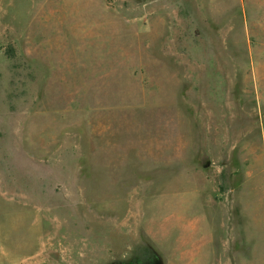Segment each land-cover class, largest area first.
I'll return each mask as SVG.
<instances>
[{
    "label": "rangeland",
    "instance_id": "1",
    "mask_svg": "<svg viewBox=\"0 0 264 264\" xmlns=\"http://www.w3.org/2000/svg\"><path fill=\"white\" fill-rule=\"evenodd\" d=\"M237 106L264 111V0H0V264H264Z\"/></svg>",
    "mask_w": 264,
    "mask_h": 264
},
{
    "label": "crops",
    "instance_id": "2",
    "mask_svg": "<svg viewBox=\"0 0 264 264\" xmlns=\"http://www.w3.org/2000/svg\"><path fill=\"white\" fill-rule=\"evenodd\" d=\"M224 119L230 120V125H227L225 129H227L228 136L230 137L229 143L233 146L229 153L223 155V159H230L234 154L236 143L239 142L236 139L238 136L247 138L254 131H257L258 134L262 136V139L264 141V111L262 107L237 106V111H233L232 113H230V117L227 115L224 117ZM222 128L224 127L219 126L217 129L221 130ZM247 142L250 143V141ZM248 154L250 155L251 159H259L264 156V150L262 151V155L261 153L253 155L251 150L248 152ZM244 181L245 182L243 185L239 184L235 187L230 185L228 191L222 192L220 190L218 192L220 198H224V200L228 202V205H226L224 204L225 202H223V200H219L220 202L218 203V205H215V207L219 208L217 215H220V219L222 218L225 221V218L230 217L234 221H237V219L239 218V220L242 221L243 217L246 221L247 217H252L253 211H248V206L249 204H251V202H249L251 200V192H257L259 190V186L257 187V189H253L251 180L247 181V179H245ZM263 182L264 181L262 180V183ZM249 194L250 200L248 197ZM257 196L259 197L260 195ZM260 211L258 212V215L261 216L262 214L261 217H263L264 214L262 211Z\"/></svg>",
    "mask_w": 264,
    "mask_h": 264
}]
</instances>
